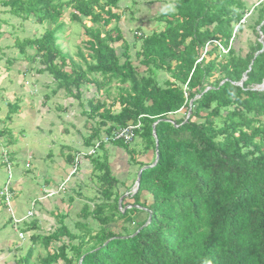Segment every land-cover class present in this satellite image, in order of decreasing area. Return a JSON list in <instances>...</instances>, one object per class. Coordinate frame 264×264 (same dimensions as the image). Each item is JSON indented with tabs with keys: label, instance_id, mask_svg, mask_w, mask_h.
<instances>
[{
	"label": "trees",
	"instance_id": "obj_1",
	"mask_svg": "<svg viewBox=\"0 0 264 264\" xmlns=\"http://www.w3.org/2000/svg\"><path fill=\"white\" fill-rule=\"evenodd\" d=\"M173 3L174 11L156 16L162 27L138 34L140 72L116 25L120 0H0V12L47 24L41 33L16 36L20 54L32 48L42 71L76 98L94 86L84 110L98 118L88 148L99 140L103 149V136L139 122L132 140L154 152L149 164L137 162L138 188L126 196L107 157L97 149L87 155L102 200L90 211L85 205L81 216L99 226L91 232L79 222L85 231L77 233L58 226L42 241L46 249L51 241L60 245L39 264H264V90L254 88L264 80V0L252 7L244 0ZM64 18L82 24L80 61L58 43ZM245 28L255 38L242 52L235 43ZM161 70L169 73L162 84ZM10 107L8 116L18 108ZM179 111L185 115L177 119ZM108 144L136 162L129 142ZM32 254L30 247L18 264H30Z\"/></svg>",
	"mask_w": 264,
	"mask_h": 264
},
{
	"label": "rangeland",
	"instance_id": "obj_2",
	"mask_svg": "<svg viewBox=\"0 0 264 264\" xmlns=\"http://www.w3.org/2000/svg\"><path fill=\"white\" fill-rule=\"evenodd\" d=\"M244 1L250 7L257 2V0ZM173 2L174 0H120V8L115 10L121 15L116 25L119 26L125 42L128 44L133 65L140 72L144 71V67L136 56L140 45L138 34H149L152 29L158 28V26L162 27V24L157 22L156 16L164 11H174ZM0 20V117H12V121L0 119V124L2 122L6 127H9L7 132L2 135V139H5L6 143L0 145V151L3 149L8 152L12 162L13 197L11 205L16 214L24 216L30 210L31 201L44 194V192L36 190L45 175L41 173L43 169L41 162L48 165V168L52 166L51 158L54 159L56 165H61L67 154L75 158L78 153L87 152L88 147L84 141L98 123V118L87 116L88 112L84 110H87V100L95 95V88L92 85L83 87L80 97L76 98L73 94L58 88L57 82L50 73L42 71L44 66L38 58L34 57L35 52L32 48H25L24 57L12 46L16 36H32L34 33H41L47 24H38L33 17L21 22L20 17L6 11L0 12ZM64 21L66 23L65 31L60 34L58 43L64 53L69 54L74 61H80L76 52L84 37L82 24L69 21L66 18ZM84 23L89 24V21L84 19ZM254 38L252 30L245 28L239 34L235 44L242 52H245L249 41ZM116 48L119 54L121 52L120 43L116 44ZM8 58L11 60L10 62H8ZM157 79L162 84L163 80L169 79V73L161 70L158 72ZM254 88L261 90L262 86L258 85ZM113 94L114 89H112L107 102H112ZM99 95L102 100L108 97L105 93ZM7 102L9 103L7 104ZM13 103L17 104L19 108L8 116L12 110L10 105ZM184 113L178 112L174 116L178 119L181 118L180 116H184ZM136 139L138 138H135L134 141ZM67 145H71L70 150L72 151L66 150ZM138 147L140 146L138 145ZM105 152L103 149H97L98 157L103 158ZM121 153L122 151L120 155ZM111 156L112 158L118 157L114 153ZM26 162L31 167L25 168ZM115 163L116 160L113 161V164ZM72 168L73 163L64 162L60 176L56 177L59 178L58 181L64 180ZM92 168L89 156L79 157L77 171L65 185L67 190L64 189L51 198L45 197L42 201L36 202L32 208L33 213L48 221V226L43 223L38 229L42 232L41 238L48 235L45 234L46 232L55 229V225L58 227L64 224L72 233H77L80 230L85 231L83 226L78 224L79 222L86 224L91 232L97 230L99 225L96 220L89 215L85 218L81 216L85 205L90 211L94 204L102 200ZM112 170L115 174L118 173L119 179H124L125 173L128 174L125 187H118L117 190L120 193L132 194L137 178V175L135 177L137 169L132 171L117 159ZM7 177L0 153V190ZM0 204L2 205L1 210L4 211L1 197ZM12 225L15 231L14 222L11 225H6V230H12ZM29 226L35 228L36 224L30 222ZM20 227L18 225L17 229ZM18 237L16 235V238ZM62 240L66 241L67 238L64 237ZM25 247L24 244L21 250H24ZM41 254L43 255V251Z\"/></svg>",
	"mask_w": 264,
	"mask_h": 264
},
{
	"label": "crops",
	"instance_id": "obj_3",
	"mask_svg": "<svg viewBox=\"0 0 264 264\" xmlns=\"http://www.w3.org/2000/svg\"><path fill=\"white\" fill-rule=\"evenodd\" d=\"M158 6H159V3H158ZM8 103L9 102H7V104ZM18 108H19V106H18ZM179 112H181V111H179ZM186 117H189V115ZM9 118L10 117H0V119L12 121V117L10 119ZM8 129H9V127H6L5 124H3L1 122V124H0V145L1 146L4 143H6V140L2 139V135L4 134V132H7ZM138 139H136L135 141L131 140L129 142L130 147L133 148V151L135 150V152L138 153V154L136 153V158H135L136 162H129L128 156L126 155V153L121 148H119V150H116V148H118L116 146H113L111 144L104 145L105 147L103 148V151H106V152L103 155V157L105 156L108 158V160L110 159L109 163L111 165V169H112L113 165H116L117 159H119L121 163L126 164L127 167L130 168L132 171L137 169L136 174H135V177H136V175L140 171V168H139V165L137 164V162L149 164L153 160V158H154L153 150L147 151L145 149L143 143L141 142V140L140 139L138 140ZM138 145L140 147H138ZM65 148H66V150L72 151V150H70L72 148L71 145H67ZM137 150H139V151H137ZM121 151L123 153V156H122V153L120 155ZM0 153H1V151H0ZM112 153L116 154L118 157L112 158V156H111ZM72 159H73V156L67 154L64 162L72 163ZM114 160H116L115 164H113ZM50 161L52 163V166H49L48 168H47L48 165H44V163L41 162V168H43L41 170V173L45 174V175L43 176L42 181L39 184L40 188L38 187L36 189V190H39V192H44L46 190L56 189L58 187V185L60 183H62V181H63V180L58 181L59 178H56V177L60 176V171H61V168H63L64 162L61 165H56L53 158H51ZM29 167H31L30 164L28 162H26L25 168H29ZM5 171H6V169H5ZM66 172H67V169H66ZM112 172L119 179L118 173L115 174L113 170H112ZM123 178L124 179H119L122 182V184H120L119 187H125V185L127 184L128 174L125 173V177H123ZM53 179H56V180L54 181ZM55 185H57V186H55ZM133 188H135L134 192H136V190H137L136 182H135V186ZM65 189L67 190V188H65ZM129 194L130 193L124 194V196L129 195ZM51 197H48V198H51ZM43 199H45V197H43V198L38 197L36 200H34L35 204L37 201L40 202ZM1 201H2V199H1ZM3 205L5 208L4 211L1 210L2 205L0 204V264H18L19 260L26 254L27 250L30 247L33 248V254H32L31 259H30V264H39L40 259L47 255L48 250L52 251L53 249L57 248L58 245H60V241H57V242L51 241L50 247L48 249H46L45 243L42 241L43 239L40 237V234L42 232L39 231L38 229L40 228L41 225H43V223H46V225L48 226V221H45L44 217L35 216L36 215L35 213L32 217H30L26 220H22L20 223H18V225L21 226L20 228H18L19 232H23V237H18L19 236L18 232L16 230L14 231L13 225H12V230H10V231L6 230V225H11L13 223L12 213L14 214V216L16 218H21L23 216H21L19 213L16 214L12 205H11V210L8 209L4 203H3ZM18 216H21V217H18ZM30 222H33L36 224L35 228H31L29 226ZM56 228L57 227L55 225V229ZM52 231H50V232H52ZM50 232L48 231L45 234H49ZM15 233H17V234H15ZM16 235L18 238H16ZM24 244L26 245V247L24 248V250L23 249L21 250V247ZM41 251H43V255L41 254ZM54 264H62V263L58 262V263H54Z\"/></svg>",
	"mask_w": 264,
	"mask_h": 264
},
{
	"label": "built area",
	"instance_id": "obj_4",
	"mask_svg": "<svg viewBox=\"0 0 264 264\" xmlns=\"http://www.w3.org/2000/svg\"><path fill=\"white\" fill-rule=\"evenodd\" d=\"M186 116H188V113ZM139 126H140L139 122L136 124L129 123L125 127L114 130L111 135L103 136L102 141L105 144H108L111 141L121 139V140H124L125 143L126 142L128 143L133 138V130L136 128H139ZM99 145H101L100 141L96 140L93 142L92 146H90L88 148L87 152L78 153L75 156V159H74L75 163L73 165V168L69 171L68 175L62 181V183H60L56 189L44 191V194L41 197H51V196L59 193L60 191L64 190L66 187L65 185H66L67 181L69 180V178L75 173V171H77L76 166L79 163V157L95 154L96 149L99 147ZM1 158H2V163L5 165V169H6V173H7L8 177L5 181V183L3 184V187L0 190V197L3 201V203L5 204V206L11 210V200L13 197V193H12V176H13L12 175V162L9 159L8 152H6L3 149L1 150ZM34 206H35V201L33 200V201H31L30 210H28L27 214L21 218H16L14 216V214L12 213L13 222L15 225L14 228L18 232L19 237H23V232H19L16 225L18 223H20L22 220H26V219H28L34 215L33 210H32V208Z\"/></svg>",
	"mask_w": 264,
	"mask_h": 264
},
{
	"label": "water",
	"instance_id": "obj_5",
	"mask_svg": "<svg viewBox=\"0 0 264 264\" xmlns=\"http://www.w3.org/2000/svg\"><path fill=\"white\" fill-rule=\"evenodd\" d=\"M261 40V39H260ZM262 41V40H261ZM245 80V76L241 79V81L240 82H238L237 84H239V85H241L242 84V82ZM259 86H262V88H261V90H264V80H263V82H262V84H260ZM191 104H192V100L189 102V112H188V115H189V113H190V110H191ZM188 118V117H187ZM155 125V124H154ZM153 125V126H154ZM153 133L155 134V131L153 130ZM157 146H158V144L156 143V159H155V162H156V160H157V158H158V153H157ZM155 162L153 163V164H155ZM141 171H142V169H140V171L138 172V174H137V178H136V185H137V188H138V184H139V178H140V174H141ZM120 201H121V199H120ZM151 219V213H149V220Z\"/></svg>",
	"mask_w": 264,
	"mask_h": 264
},
{
	"label": "clouds",
	"instance_id": "obj_6",
	"mask_svg": "<svg viewBox=\"0 0 264 264\" xmlns=\"http://www.w3.org/2000/svg\"><path fill=\"white\" fill-rule=\"evenodd\" d=\"M186 119H187V117H186ZM134 191H135V188H133V191H132V193H134Z\"/></svg>",
	"mask_w": 264,
	"mask_h": 264
}]
</instances>
